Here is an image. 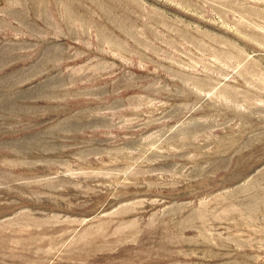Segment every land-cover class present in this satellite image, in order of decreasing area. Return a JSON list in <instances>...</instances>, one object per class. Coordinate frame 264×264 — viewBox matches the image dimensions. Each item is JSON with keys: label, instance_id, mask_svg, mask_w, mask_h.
Wrapping results in <instances>:
<instances>
[{"label": "rangeland", "instance_id": "rangeland-1", "mask_svg": "<svg viewBox=\"0 0 264 264\" xmlns=\"http://www.w3.org/2000/svg\"><path fill=\"white\" fill-rule=\"evenodd\" d=\"M0 264H264V0H0Z\"/></svg>", "mask_w": 264, "mask_h": 264}]
</instances>
